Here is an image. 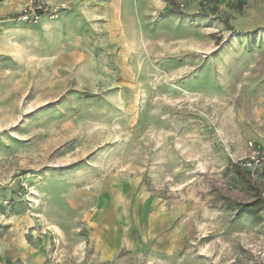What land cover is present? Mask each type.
Listing matches in <instances>:
<instances>
[{
	"label": "rangeland",
	"instance_id": "374dc122",
	"mask_svg": "<svg viewBox=\"0 0 264 264\" xmlns=\"http://www.w3.org/2000/svg\"><path fill=\"white\" fill-rule=\"evenodd\" d=\"M43 1L0 0V264H264V0Z\"/></svg>",
	"mask_w": 264,
	"mask_h": 264
},
{
	"label": "built area",
	"instance_id": "2783aa9c",
	"mask_svg": "<svg viewBox=\"0 0 264 264\" xmlns=\"http://www.w3.org/2000/svg\"><path fill=\"white\" fill-rule=\"evenodd\" d=\"M184 5V4H182ZM50 8L43 0H27L25 8L22 10L20 18L23 20L36 19L39 15L49 12ZM252 162H242L241 166L251 165Z\"/></svg>",
	"mask_w": 264,
	"mask_h": 264
},
{
	"label": "trees",
	"instance_id": "16d2710c",
	"mask_svg": "<svg viewBox=\"0 0 264 264\" xmlns=\"http://www.w3.org/2000/svg\"><path fill=\"white\" fill-rule=\"evenodd\" d=\"M173 13H177V12H175L174 10H170V11H169V14H173ZM16 15H17V14H16ZM20 15H21V14H20ZM20 15H19V16H20Z\"/></svg>",
	"mask_w": 264,
	"mask_h": 264
}]
</instances>
